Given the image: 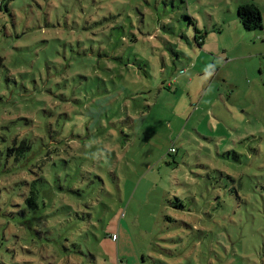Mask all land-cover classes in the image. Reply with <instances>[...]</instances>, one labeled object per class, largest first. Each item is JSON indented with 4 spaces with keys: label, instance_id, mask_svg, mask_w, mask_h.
I'll return each instance as SVG.
<instances>
[{
    "label": "rangeland",
    "instance_id": "rangeland-1",
    "mask_svg": "<svg viewBox=\"0 0 264 264\" xmlns=\"http://www.w3.org/2000/svg\"><path fill=\"white\" fill-rule=\"evenodd\" d=\"M250 1L0 0V264H264Z\"/></svg>",
    "mask_w": 264,
    "mask_h": 264
},
{
    "label": "trees",
    "instance_id": "trees-1",
    "mask_svg": "<svg viewBox=\"0 0 264 264\" xmlns=\"http://www.w3.org/2000/svg\"><path fill=\"white\" fill-rule=\"evenodd\" d=\"M238 20L243 25V27L247 30H253V29L262 30L261 13H260L258 5L256 3H254L253 0H251L249 3L243 4V5L238 7ZM202 43H203V39L200 38L197 41V44L199 46H201ZM143 72H144V76H146V74L149 73L148 71L146 73V68L143 70ZM150 79H152L153 82H155L156 81V75H153V78H150ZM150 79H146L149 84H150ZM153 90L157 91V89H154V88H153ZM57 132L58 131H55L52 134V136H50L51 137L50 139H52L51 144L46 146V145H44V141H43L42 144H39L37 149L41 150L42 148L44 149V148H47L50 145H52L53 150L55 151V153L57 155V153H59L61 151L60 148L67 147V143H68L67 133L65 132V130H63V128L58 133ZM55 136H56V139H55ZM30 151H31L30 144H25V142L20 144V146L16 149L15 154L20 156V159L23 160L22 162H24V166L29 161ZM67 152H68V149L66 150V153ZM175 152H176V150H175ZM168 154H172V153H168ZM38 183H41L40 179L33 180L32 182H29L26 184V186H27V190H26L27 198L25 199V201H26L27 205H29V206H33L34 198L37 194H39V191L36 189V184H38Z\"/></svg>",
    "mask_w": 264,
    "mask_h": 264
},
{
    "label": "built area",
    "instance_id": "built-area-1",
    "mask_svg": "<svg viewBox=\"0 0 264 264\" xmlns=\"http://www.w3.org/2000/svg\"><path fill=\"white\" fill-rule=\"evenodd\" d=\"M175 152V149L173 146H170L169 149H168V153H174Z\"/></svg>",
    "mask_w": 264,
    "mask_h": 264
},
{
    "label": "crops",
    "instance_id": "crops-1",
    "mask_svg": "<svg viewBox=\"0 0 264 264\" xmlns=\"http://www.w3.org/2000/svg\"><path fill=\"white\" fill-rule=\"evenodd\" d=\"M162 147H163L164 149H166L167 146H166V144H165V145H163ZM168 149H169V148H168ZM167 152H168V150H167Z\"/></svg>",
    "mask_w": 264,
    "mask_h": 264
}]
</instances>
